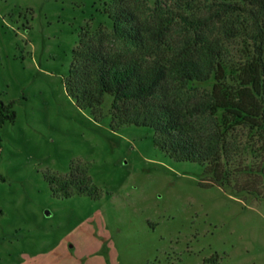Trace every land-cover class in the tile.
Returning a JSON list of instances; mask_svg holds the SVG:
<instances>
[{"label":"rangeland","instance_id":"obj_1","mask_svg":"<svg viewBox=\"0 0 264 264\" xmlns=\"http://www.w3.org/2000/svg\"><path fill=\"white\" fill-rule=\"evenodd\" d=\"M163 1L211 20L207 33L230 68L251 56L250 42L225 29L243 17L220 0ZM103 2L0 0V101L13 100L15 112L0 126V264H208L214 253L217 264H264V198L201 186V166L165 156L150 129L112 131L108 115L94 121L66 95L80 27L110 26ZM71 162L86 167L98 199L51 194L44 175L65 177Z\"/></svg>","mask_w":264,"mask_h":264},{"label":"trees","instance_id":"obj_2","mask_svg":"<svg viewBox=\"0 0 264 264\" xmlns=\"http://www.w3.org/2000/svg\"><path fill=\"white\" fill-rule=\"evenodd\" d=\"M219 6L244 19L225 26L252 49L236 68L219 59L207 17L174 14L163 0H104L110 26L80 27L62 84L94 121L108 115L112 131L148 128L165 156L199 164L201 186L216 185L244 201L264 198V0H220ZM226 70L234 76H225ZM211 76L210 90L191 85ZM13 104L0 101V126L13 122ZM44 179L57 197L102 195L79 162L70 163L65 177ZM204 262L217 264L216 254Z\"/></svg>","mask_w":264,"mask_h":264}]
</instances>
